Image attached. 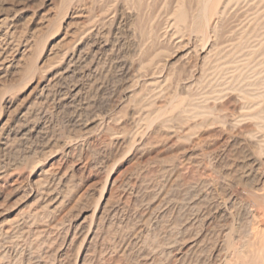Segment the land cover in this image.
I'll return each instance as SVG.
<instances>
[{
  "label": "rangeland",
  "instance_id": "obj_1",
  "mask_svg": "<svg viewBox=\"0 0 264 264\" xmlns=\"http://www.w3.org/2000/svg\"><path fill=\"white\" fill-rule=\"evenodd\" d=\"M257 231L264 0H0V264H264Z\"/></svg>",
  "mask_w": 264,
  "mask_h": 264
},
{
  "label": "bare ground",
  "instance_id": "obj_2",
  "mask_svg": "<svg viewBox=\"0 0 264 264\" xmlns=\"http://www.w3.org/2000/svg\"><path fill=\"white\" fill-rule=\"evenodd\" d=\"M209 0H205V2H208ZM204 2V1H203ZM206 5V4H205ZM183 8H180L179 10H181L182 12H183V10H182ZM207 10V9H206ZM208 12V11H207ZM208 14V13H207ZM204 15V14H203ZM206 15V14H205ZM204 15V16H205ZM206 17H207V15H206ZM188 15H186L185 13L183 14V13H181L180 15H179V18H178V20H179V22H182V23H184V24H186L187 22H188ZM204 19V18H203ZM193 24V23H192ZM218 24V23H217ZM217 24L215 25V26H217ZM206 25V24H205ZM216 30V29H215ZM94 46V45H93ZM209 54H210V52H209ZM208 54V55H209ZM207 56V55H206ZM198 60V59H197ZM260 197H262V196H260ZM256 218H257V216H255ZM197 220V219H196ZM257 235V237L259 238V244L261 243V245H257V246H255L254 248L256 249V247H259V249H257V251L256 252H258V250L260 251V252H262V253H264V239H262V237H263V235H261V233L260 232H258L257 231V233H256ZM256 236H255V242H256ZM76 237V236H75ZM264 238V237H263ZM262 239V240H261ZM258 242V241H257ZM256 242V243H257ZM258 244V243H257ZM254 245V244H253ZM256 245V244H255ZM254 249V250H255ZM254 252L255 251H253V255L254 256H258V255H256V254H254ZM258 254H259V252H258ZM260 255V254H259ZM263 256H264V254H263ZM262 257V256H261ZM246 260V259H245ZM251 260V259H250ZM262 260L264 261V259L262 258ZM247 261V260H246ZM259 261H260V258H259ZM244 261H242V263H243ZM261 262V261H260ZM240 263V262H239ZM245 263V262H244ZM243 263V264H244ZM249 263H251V262H249ZM245 264H248V261L245 263ZM253 264V263H252ZM258 264H259V262H258Z\"/></svg>",
  "mask_w": 264,
  "mask_h": 264
}]
</instances>
